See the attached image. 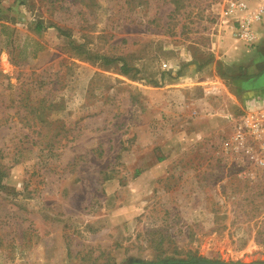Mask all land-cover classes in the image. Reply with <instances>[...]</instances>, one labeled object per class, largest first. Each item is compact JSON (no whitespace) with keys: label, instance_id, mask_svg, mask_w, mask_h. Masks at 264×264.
Wrapping results in <instances>:
<instances>
[{"label":"rangeland","instance_id":"rangeland-1","mask_svg":"<svg viewBox=\"0 0 264 264\" xmlns=\"http://www.w3.org/2000/svg\"><path fill=\"white\" fill-rule=\"evenodd\" d=\"M225 3L0 0V264L264 262V169L225 119L264 35L222 59ZM208 61L211 107L173 109Z\"/></svg>","mask_w":264,"mask_h":264},{"label":"crops","instance_id":"crops-1","mask_svg":"<svg viewBox=\"0 0 264 264\" xmlns=\"http://www.w3.org/2000/svg\"><path fill=\"white\" fill-rule=\"evenodd\" d=\"M244 1H246L250 9H255V7L258 4H260V2L263 0H244ZM245 16H247L246 12H239L236 15L229 18V22L231 24L232 21H236L238 20V18L245 17ZM230 24L229 26H231ZM227 28L228 27H225V26L224 27L218 26V29H217L220 33V39H222V43H221L222 51L220 52V54L222 55L221 57L222 59H224L223 58L224 55L230 56L232 52L228 50L229 48L228 42L229 40L231 41V38H232L231 34H233V30L231 27L229 29ZM253 31L255 33L256 39H259V37L264 35V18L259 23H255L253 25ZM235 40L233 41L236 43L239 42V44H241V42L238 39H235ZM225 44H227V46ZM237 48L238 47L234 46L233 50L236 51ZM240 48H243V47L241 46ZM234 51L232 53H234ZM234 59H238V58H234ZM238 60H237L238 62L242 61V59H238ZM214 65H215V62H212V61H208V62H205L203 64H198V65L193 62H189V64L187 65L181 64L180 68H183L184 72L182 71V73H180L179 70L176 71V74H177L176 79L170 83L169 92L171 96L169 98H171L172 100H176V104H175L176 108L173 107V109L179 110L178 107H183V109L187 108L189 110L188 111L189 113L193 114V116H197L200 111L202 112L207 111V107H211L212 101L210 98H206L204 96V90H206V87L204 88L203 86H207V84L213 85V78L215 80L216 77H218V74H215V70H214L213 75L210 74V72L214 68ZM178 67H179V62H178ZM185 68H188V69L185 70ZM228 80H232L231 82L234 86L236 85V86H242L240 88H243V87L247 88V90H240V94L244 95L243 98L245 99L244 100H242L243 98L240 100L236 99L235 110H237L238 107L243 106L246 103V101L250 98H253V97L262 98L264 96V71L259 76L254 77V78L253 77L250 78L247 76L246 77L240 76V77H235L232 79L229 78ZM220 86L222 88L223 93L225 92L226 94H228L227 88L224 86V84L217 86L218 89L220 88ZM199 89L202 91V93H199ZM237 95H235L234 98ZM182 97H185L187 99L186 103L180 100ZM195 98L201 99L203 101L202 102L190 101V99H195ZM209 99H210V103L208 101ZM210 109L211 108H209V110ZM223 117L224 116H222V118ZM212 122L213 120L203 122L205 124L204 127L202 128L203 131H206L209 128L208 125L212 124ZM193 135L195 136V134Z\"/></svg>","mask_w":264,"mask_h":264},{"label":"built area","instance_id":"built-area-1","mask_svg":"<svg viewBox=\"0 0 264 264\" xmlns=\"http://www.w3.org/2000/svg\"><path fill=\"white\" fill-rule=\"evenodd\" d=\"M239 12H246L247 16L232 21L230 27L237 39L252 47L256 39L253 25L264 18V0L255 9H250L244 0H226L221 19L229 22V18ZM207 86L205 91L213 93L211 86ZM225 119L232 128L234 151L242 154L252 165L264 169V99H248L243 106L227 113Z\"/></svg>","mask_w":264,"mask_h":264},{"label":"water","instance_id":"water-1","mask_svg":"<svg viewBox=\"0 0 264 264\" xmlns=\"http://www.w3.org/2000/svg\"><path fill=\"white\" fill-rule=\"evenodd\" d=\"M176 264H264V262H224V261H194L187 263H176Z\"/></svg>","mask_w":264,"mask_h":264},{"label":"trees","instance_id":"trees-1","mask_svg":"<svg viewBox=\"0 0 264 264\" xmlns=\"http://www.w3.org/2000/svg\"><path fill=\"white\" fill-rule=\"evenodd\" d=\"M40 28H42V25L40 23H37L36 24V29L39 30ZM62 35L66 36V34L63 33V32H62ZM102 60H103L104 65H110V64L114 63L115 61H117L118 58H107V57H104V58H102Z\"/></svg>","mask_w":264,"mask_h":264}]
</instances>
